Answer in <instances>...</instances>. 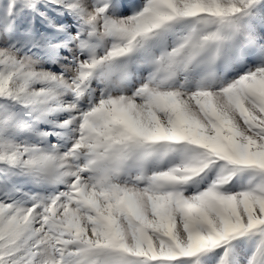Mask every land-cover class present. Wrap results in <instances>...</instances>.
<instances>
[{
  "label": "snow or ice",
  "instance_id": "obj_1",
  "mask_svg": "<svg viewBox=\"0 0 264 264\" xmlns=\"http://www.w3.org/2000/svg\"><path fill=\"white\" fill-rule=\"evenodd\" d=\"M0 264H264V0H0Z\"/></svg>",
  "mask_w": 264,
  "mask_h": 264
}]
</instances>
